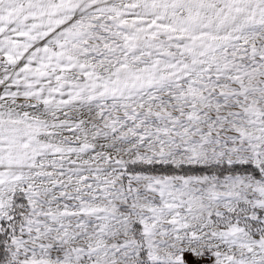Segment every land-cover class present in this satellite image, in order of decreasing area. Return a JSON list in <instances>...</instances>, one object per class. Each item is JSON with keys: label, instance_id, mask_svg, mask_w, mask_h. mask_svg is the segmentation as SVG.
<instances>
[{"label": "snow or ice", "instance_id": "snow-or-ice-1", "mask_svg": "<svg viewBox=\"0 0 264 264\" xmlns=\"http://www.w3.org/2000/svg\"><path fill=\"white\" fill-rule=\"evenodd\" d=\"M0 264H264V0H0Z\"/></svg>", "mask_w": 264, "mask_h": 264}]
</instances>
